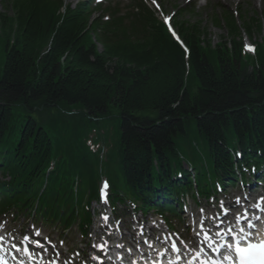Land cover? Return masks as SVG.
Instances as JSON below:
<instances>
[{"label": "trees", "instance_id": "16d2710c", "mask_svg": "<svg viewBox=\"0 0 264 264\" xmlns=\"http://www.w3.org/2000/svg\"><path fill=\"white\" fill-rule=\"evenodd\" d=\"M0 5L2 211L86 232L103 175L112 197L149 208L154 194L192 188L184 159L201 193L264 165V47L243 51L231 13L213 18L229 36L216 45L178 23L186 55L142 3L123 15L116 4L108 21L87 1Z\"/></svg>", "mask_w": 264, "mask_h": 264}, {"label": "snow or ice", "instance_id": "6c2138e0", "mask_svg": "<svg viewBox=\"0 0 264 264\" xmlns=\"http://www.w3.org/2000/svg\"><path fill=\"white\" fill-rule=\"evenodd\" d=\"M153 3H156V0H153ZM159 7V5H157ZM168 17L165 18V24H169ZM169 30L173 37H176L179 40V37L176 36V33L171 30V26L169 25ZM246 49L252 50L250 46H245ZM107 185L105 184V187ZM215 199V198H213ZM248 198L245 197V200ZM243 208L242 213L239 211L240 208ZM220 208L223 210L224 219L219 221V217H209L208 219L212 220L213 223L206 226V222L204 219H201L198 225L199 231L196 232V235L199 236L203 233V243L207 245V248L211 250V252L219 255L220 259H216L215 256L209 254L204 247H200L199 250L194 251L191 260L188 261V264H195L198 260L199 264H224L227 261V264H264V239H259L258 241L255 239L254 233H256L255 224L258 220H260V213H264V197H260L259 200L256 201L255 204H252L248 207H243L241 205V198L236 197L235 202L229 201L227 207L223 201L220 203ZM254 209L255 211H251ZM229 210L232 211L233 215H229ZM204 209L201 208L200 212L203 213ZM103 219L105 221L108 220L107 216H104ZM234 220V223L232 222ZM221 223L226 225V231L222 230L220 225ZM215 233V236L221 237L223 242L215 244V240L212 233ZM143 233H141L142 235ZM35 236H40V231H35ZM230 237V239H227ZM155 238H159L158 236ZM31 237L29 235H24L23 239L20 241L21 244L25 240H30ZM47 239V238H45ZM63 242H61V245ZM122 247V245H119ZM152 245L149 244V247ZM11 247L15 249L16 253L21 252V248L17 244H12ZM105 246L103 244L100 245H92L90 249V259L99 261V264H103V260L101 257V253L104 251ZM42 249L43 251H47V248L44 244H42L39 240L35 241L34 248L29 249V247H23L24 255L28 256L29 259L35 258V250ZM173 253H176V261L178 262L181 259V249L177 247L176 243L171 244V249ZM131 251V249H129ZM168 249L165 252H162L161 255H166ZM5 252L4 247V237L0 236V253ZM59 254L57 253V256ZM79 255V253H77ZM13 258L17 257L15 254ZM0 264H7V260L4 255H0ZM134 264V262H131ZM169 264H173L172 261Z\"/></svg>", "mask_w": 264, "mask_h": 264}, {"label": "rangeland", "instance_id": "374dc122", "mask_svg": "<svg viewBox=\"0 0 264 264\" xmlns=\"http://www.w3.org/2000/svg\"><path fill=\"white\" fill-rule=\"evenodd\" d=\"M80 0H65L66 3H77ZM116 1V0H115ZM114 1V2H115ZM121 3V10L123 13H130L132 10L136 11L134 8L137 6L134 5V3L138 0H118ZM144 1V0H143ZM161 5L162 11L165 15L170 14L174 12L173 15V21H187L191 24L193 23H199L201 28H206L209 36L212 39V42L216 44L220 38L221 35H226V29L222 28L219 29L215 27L212 23V16L213 15H221L223 11L231 10L233 14L236 16V19L238 22L242 25V20L239 17V13L237 9L240 10V13L245 12L247 14V18H254V19H261L264 20V0H156ZM1 4V0H0ZM107 4V3H106ZM105 4V5H106ZM149 4L150 1H149ZM1 6V5H0ZM150 7V6H149ZM151 8V7H150ZM0 10L1 7H0ZM183 11V12H180ZM4 12V11H2ZM178 13H182L179 14ZM157 17H161V14L155 13ZM108 14H104V17H106ZM264 22V21H263ZM175 25V24H174ZM176 27V26H175ZM177 29V28H176ZM250 38V41L254 44L264 43V29L262 31H255L250 35L247 32H243V41L248 40ZM4 65V53L0 49V71L3 69ZM239 188H236L234 190L227 189L226 194L229 196L230 191H234L237 193H240ZM221 198V195L219 196ZM191 204H194V202H190ZM205 203L204 200H202V204ZM97 208V204L94 202L92 205V210ZM117 210L119 215H123V225L124 222L127 224L124 225L126 228H130V214L131 210L126 205H120L118 204ZM129 211V212H128ZM139 215L142 213L139 211ZM154 213L149 212L146 214V218H150L154 221ZM96 218H98V212H96ZM1 219H4V223L7 224V228L13 232H17L19 230H23V232H29L31 227V220L29 218L20 217L18 219H13L12 216H6L1 217ZM154 223V222H153ZM174 228H176L178 231L184 230L186 227L185 222H183L181 225H178L176 222H173ZM41 227L49 236L54 237L55 239L59 240H66V246L69 248L70 253L76 252V250L84 248V250H89L91 247V244L87 242L88 238H83L80 231L78 229H73L71 232L63 234L62 232L58 231L56 228L51 227L48 224L41 225L40 223L37 225Z\"/></svg>", "mask_w": 264, "mask_h": 264}, {"label": "bare ground", "instance_id": "6f19581e", "mask_svg": "<svg viewBox=\"0 0 264 264\" xmlns=\"http://www.w3.org/2000/svg\"><path fill=\"white\" fill-rule=\"evenodd\" d=\"M153 226L150 227V229H152Z\"/></svg>", "mask_w": 264, "mask_h": 264}]
</instances>
